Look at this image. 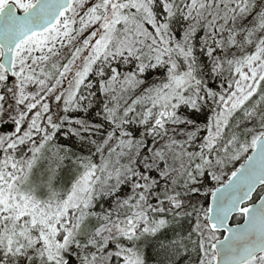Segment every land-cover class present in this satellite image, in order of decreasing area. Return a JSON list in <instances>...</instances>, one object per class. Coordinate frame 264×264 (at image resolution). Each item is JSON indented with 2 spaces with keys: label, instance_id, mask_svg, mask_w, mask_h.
Wrapping results in <instances>:
<instances>
[{
  "label": "snow or ice",
  "instance_id": "6c2138e0",
  "mask_svg": "<svg viewBox=\"0 0 264 264\" xmlns=\"http://www.w3.org/2000/svg\"><path fill=\"white\" fill-rule=\"evenodd\" d=\"M0 264H264V0H0Z\"/></svg>",
  "mask_w": 264,
  "mask_h": 264
}]
</instances>
